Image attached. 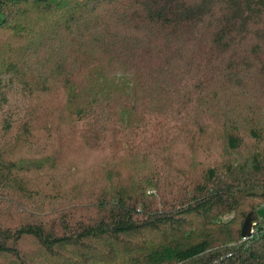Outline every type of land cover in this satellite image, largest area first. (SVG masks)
I'll list each match as a JSON object with an SVG mask.
<instances>
[{
	"label": "trees",
	"instance_id": "trees-1",
	"mask_svg": "<svg viewBox=\"0 0 264 264\" xmlns=\"http://www.w3.org/2000/svg\"><path fill=\"white\" fill-rule=\"evenodd\" d=\"M40 52L41 70L19 60ZM51 83L72 109L69 140L100 176L79 195L54 175L83 157L66 161L58 129L29 110ZM256 85L264 0H0V264H264V218L242 237L243 210L264 206V149L228 160L246 132L264 142L258 124L236 118L228 161L199 175L164 158L194 111L217 105L202 102L241 98L244 110ZM129 159L144 169L131 181Z\"/></svg>",
	"mask_w": 264,
	"mask_h": 264
},
{
	"label": "rangeland",
	"instance_id": "rangeland-1",
	"mask_svg": "<svg viewBox=\"0 0 264 264\" xmlns=\"http://www.w3.org/2000/svg\"><path fill=\"white\" fill-rule=\"evenodd\" d=\"M46 33L47 32H44V34ZM33 50L34 49L31 47L28 53H33ZM42 55L43 52H40L35 57L34 55H28L29 57H25L23 53H19V60L23 64L24 62L25 64L30 63V67L35 66L41 70L43 68L41 65ZM30 58L32 59L30 60ZM31 63H33L32 66ZM35 67H33V69ZM34 74L35 73H31L30 75L34 76ZM50 85L52 87L51 90L53 91L49 93L50 90L44 91L43 87L36 94L29 110L36 118L33 120V125L37 126L40 122L48 120L52 123L54 128L56 127V129H58L56 132V139L57 141H62L64 143V145L60 146L65 149L66 156H68L65 158L66 161L81 159L83 157L82 164L77 165V167H74V164L67 162L63 166L58 164L54 175V179L60 177L65 184L68 186L71 185L74 188L73 191L79 195L94 187L90 176H99V174L97 170L92 168L93 161L86 155V151L84 150L83 154L80 153L78 149H74L73 143L69 140L70 134L74 132L73 127L75 126L71 111L72 109L67 107V99L65 98L59 83L56 86H52V83ZM250 90L251 93L248 96V99L244 100L243 106L241 107L245 108L244 110H241L236 106V101H241V98L235 99L229 97L226 100L224 107H222L223 104L221 102L218 103L216 94H213L209 99L202 102L203 104L216 102L217 105H215L207 114L204 112L203 108L195 110L194 117L189 120L190 126L186 124L182 136L179 137L178 141L172 145V148L164 154L165 161L168 160L170 165L173 166L175 174L186 176L191 172H194L193 174L198 172L199 175L203 170L206 171L207 169L212 168V166H220L225 159L226 161L238 160L244 162L251 159L259 148L264 149V142L256 141L252 138L250 132H246L245 142L242 148L235 153H232L231 159L227 160L229 155L227 156L228 153L225 148L224 134L228 129L233 127L236 118H238V123L242 128H245L248 123L254 121V123L258 124V127H260L259 130L264 135V91H262L257 85L255 87L252 86ZM18 96V94H11L13 101L15 99L20 100L21 98ZM194 99L198 100L199 97L196 96ZM169 108L171 107L167 106L168 110ZM175 116L177 120L181 122L179 119L181 116ZM165 120L164 123H167ZM176 126V123L173 127L170 124L167 128L172 130L176 128ZM5 135L6 134L3 133L0 124V143ZM39 139H41V137L36 135L32 140V143L35 145L40 142L38 141ZM30 149H32V147L29 145L28 150ZM28 150L24 149L25 152ZM56 150L60 152L58 148H56ZM132 164L133 161L131 159L128 160V163L122 164L124 175L127 176L129 181H131L132 176L135 177L137 172L144 170L139 167V164H136L135 166ZM197 165L199 166L197 167ZM61 173H63V175H59ZM249 203H254V201H250ZM255 203V206L257 207L255 210L258 211L261 209V212L259 213V216H257L255 212H252L254 214L253 229L255 228V224L262 221L264 218V212L262 211L264 206L262 205L261 207L257 202ZM243 211L246 212L248 216L251 214V211L249 213L247 212V209Z\"/></svg>",
	"mask_w": 264,
	"mask_h": 264
},
{
	"label": "water",
	"instance_id": "water-1",
	"mask_svg": "<svg viewBox=\"0 0 264 264\" xmlns=\"http://www.w3.org/2000/svg\"><path fill=\"white\" fill-rule=\"evenodd\" d=\"M253 216H254V214L251 213L247 217V219H246V221L244 223V226H243V229H242V237L245 238V239L252 235V229L254 227V225H253L254 217Z\"/></svg>",
	"mask_w": 264,
	"mask_h": 264
},
{
	"label": "built area",
	"instance_id": "built-area-1",
	"mask_svg": "<svg viewBox=\"0 0 264 264\" xmlns=\"http://www.w3.org/2000/svg\"><path fill=\"white\" fill-rule=\"evenodd\" d=\"M257 226H258V223L255 224V228L252 229V235H254L257 231Z\"/></svg>",
	"mask_w": 264,
	"mask_h": 264
}]
</instances>
